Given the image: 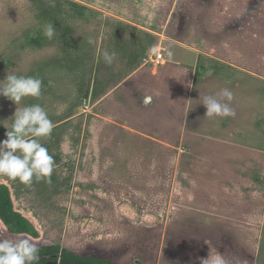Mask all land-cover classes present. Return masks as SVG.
Returning a JSON list of instances; mask_svg holds the SVG:
<instances>
[{
    "label": "rangeland",
    "instance_id": "rangeland-1",
    "mask_svg": "<svg viewBox=\"0 0 264 264\" xmlns=\"http://www.w3.org/2000/svg\"><path fill=\"white\" fill-rule=\"evenodd\" d=\"M104 51L116 53L111 65ZM11 72L42 81L19 107L39 104L53 124L40 138L53 171L33 178L31 206L66 212L79 141L91 138L81 119L108 125L111 194L127 214L90 253L115 264H264V0H0V81ZM222 88L235 117L206 118L203 97ZM17 107L0 96V142ZM23 238L45 242L0 221V239Z\"/></svg>",
    "mask_w": 264,
    "mask_h": 264
},
{
    "label": "crops",
    "instance_id": "crops-1",
    "mask_svg": "<svg viewBox=\"0 0 264 264\" xmlns=\"http://www.w3.org/2000/svg\"><path fill=\"white\" fill-rule=\"evenodd\" d=\"M103 120V117L94 116L81 119V123L85 125V135L90 130L91 138L88 141L85 136L79 141L74 161L75 173L72 178L70 195L66 201L67 210L65 213L31 206L34 205V202H31L30 197H35L39 193L32 189L33 184L25 185V189L19 188L14 184V180L4 175H0V183L9 186L16 210L36 226L47 244L60 245L65 233L62 221H65L69 237L64 239H68L70 245L68 247L64 245V247L82 255L102 257L114 262L111 257L89 252L90 245L92 244L93 247L96 244L92 238L103 234L104 225H108V221L112 219H115L114 224H119V221L126 219L127 214L125 197L120 198L119 193L117 196L111 194L112 191L115 193V189L110 184L109 154L110 152L115 153L116 148L110 149L108 125ZM104 124L107 126V131ZM105 132H107V138ZM125 153L126 149L123 148V157ZM111 204L113 207H110ZM109 231L105 232L110 233L111 231ZM60 236H63L60 240L52 241V238ZM95 249L96 251L102 250L98 246Z\"/></svg>",
    "mask_w": 264,
    "mask_h": 264
},
{
    "label": "clouds",
    "instance_id": "clouds-1",
    "mask_svg": "<svg viewBox=\"0 0 264 264\" xmlns=\"http://www.w3.org/2000/svg\"><path fill=\"white\" fill-rule=\"evenodd\" d=\"M44 35L52 39L55 35L54 24L46 26ZM171 58L172 53H167ZM103 59L111 65L116 59L115 52H103ZM42 81L31 76L9 73L6 79L0 81V96L18 105L11 118L7 139L0 142V175L31 186L33 178L40 181L49 178L54 165V159L48 149L40 143V138L50 137L53 128L48 113L39 105L34 104L23 108L19 104L25 97H39ZM234 95L228 88H222L215 96H204L203 105L206 107L207 117H235L236 112L230 102ZM151 94H145L143 104L148 106L153 101ZM39 249L29 239H0V264H37ZM212 264H221L213 261Z\"/></svg>",
    "mask_w": 264,
    "mask_h": 264
},
{
    "label": "trees",
    "instance_id": "trees-1",
    "mask_svg": "<svg viewBox=\"0 0 264 264\" xmlns=\"http://www.w3.org/2000/svg\"><path fill=\"white\" fill-rule=\"evenodd\" d=\"M0 221L10 234H26L36 239L41 238L36 226L16 210L11 190L4 183H0ZM37 247L40 256L37 264H114L110 259L82 255L61 245H51L43 241Z\"/></svg>",
    "mask_w": 264,
    "mask_h": 264
},
{
    "label": "built area",
    "instance_id": "built-area-1",
    "mask_svg": "<svg viewBox=\"0 0 264 264\" xmlns=\"http://www.w3.org/2000/svg\"><path fill=\"white\" fill-rule=\"evenodd\" d=\"M157 57H158V58H161V57H162V53H159ZM158 58H157V59H158Z\"/></svg>",
    "mask_w": 264,
    "mask_h": 264
}]
</instances>
